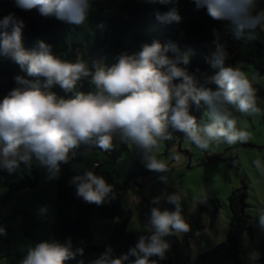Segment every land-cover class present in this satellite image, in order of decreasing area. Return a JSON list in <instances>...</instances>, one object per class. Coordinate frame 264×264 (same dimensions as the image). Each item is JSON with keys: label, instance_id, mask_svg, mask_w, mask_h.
<instances>
[{"label": "clouds", "instance_id": "clouds-1", "mask_svg": "<svg viewBox=\"0 0 264 264\" xmlns=\"http://www.w3.org/2000/svg\"><path fill=\"white\" fill-rule=\"evenodd\" d=\"M24 10L38 9L42 16H55L61 21L81 24L87 18L91 0H15ZM161 5L177 0H146ZM197 9L204 8L209 17L226 22L239 38L258 26L264 30V9L257 11V0H194ZM161 23H180L176 7L156 12ZM24 22L9 13L0 19V55L11 58L27 76L15 77L18 87L0 101V164L12 170L20 162L31 164L33 157L46 164L53 177L61 163H68L69 153L80 144L98 146L104 151L113 147V138L131 145L146 168L161 173V181L168 182L165 161L156 152L161 142L173 139L169 127L182 132L196 148L207 151L213 145H235L246 142L250 133L237 127L233 109L243 115H259L256 90L240 66H226L228 53L216 43L208 62L218 71L206 78L213 87L197 88L194 78L182 63H189V55L181 53L175 44L162 45L154 41L145 44L136 54L122 53L118 62L105 67L96 65L94 71L86 62L75 63L54 56L51 46L39 42L37 48L22 46ZM175 54L170 58L167 53ZM90 78L95 90L77 91V83ZM176 81H179L177 83ZM59 86L69 98L59 96L53 88ZM207 106L206 120L197 122L190 114L191 103ZM179 161L180 156L174 155ZM257 171L264 174V162L255 160ZM71 183L76 195L85 202L103 205L114 199L113 186L103 176L85 171ZM174 205V210L152 207L148 218L147 235H141L129 253L120 257L105 250L91 264H125L135 256L132 264H158L166 258L170 248L165 239L170 235L187 233L190 228L182 215V197L176 191L153 199ZM41 208V214L46 212ZM258 225L264 230V208L258 211ZM0 234L4 229L0 228ZM83 255V249L73 250L67 244L42 241L30 247L21 264H65ZM156 257L157 259H152ZM82 264V262H81Z\"/></svg>", "mask_w": 264, "mask_h": 264}, {"label": "trees", "instance_id": "trees-1", "mask_svg": "<svg viewBox=\"0 0 264 264\" xmlns=\"http://www.w3.org/2000/svg\"><path fill=\"white\" fill-rule=\"evenodd\" d=\"M91 8L85 21L72 24L57 19L55 16H42L38 9L24 10L16 5L15 0H0V19L9 13H14L24 22L22 46L26 50L38 47L39 42L51 46L54 56L75 63L83 60L94 71L96 65L111 67L118 62L122 53L136 54L145 44L159 41L162 45L175 44L181 53L189 55L187 65L180 64L193 76L197 88L207 87L206 72L211 68L208 58L210 53L204 43L214 45L219 43L226 49L234 61L248 63L254 66L258 76H264V30L257 27L251 34L245 32L237 37L227 26L226 22L209 17L206 9H197L194 0H177L175 4L161 5L148 3L146 0H91ZM176 7L182 20L180 23H161L155 13L166 12ZM264 9V0H257V11ZM167 55L174 58L169 51ZM22 76L29 80L35 77L27 76L11 58L0 55V101L8 93L18 87L15 77ZM179 83V81H176ZM256 90L257 106L264 115V90L253 85ZM77 91H94L90 78L77 83ZM59 96L69 98L73 93H65L59 86L53 88ZM207 106L201 102L199 106L191 103L190 114L197 122L203 119ZM173 139L167 140L169 149L184 140V134L169 127ZM93 150H102L112 162H117L126 151L129 144L122 142L119 137L113 138V147L104 151L98 146L80 144L69 153L70 160L77 154ZM69 160V161H70ZM68 163H61L59 172ZM50 171L49 167L33 157L31 164L19 163V166L9 170L0 164V180L12 191L35 190L41 186V175ZM154 171L148 170L139 161L133 164L128 172L126 182L121 185L112 178H105L113 186L115 198H109L103 205L97 206L85 202L76 195V188L71 179L64 178L57 185V196L54 201L56 220L53 226V242L67 244L71 241L73 250L83 249V255L66 261L65 264H91L106 249L111 248L114 257L129 253L141 235H147L146 230H130L134 211L128 203V189L133 181L145 177ZM142 188V187H141ZM247 186L234 190L229 196L231 222L227 237L212 248L199 252L194 256L192 241L203 231L204 212L206 208L199 205L194 210L187 223L190 230L179 235H170L165 239L170 248L164 260L158 264H254L243 251L242 237L252 234L251 217L247 213ZM143 192V190H142ZM25 216L24 227L28 230L32 220L28 212ZM95 214L114 220V228L103 244H95L92 232V218ZM218 211L212 213L210 228L215 229ZM135 256H129L125 264H132ZM152 259H157L153 257ZM259 264H264V243L259 258Z\"/></svg>", "mask_w": 264, "mask_h": 264}, {"label": "rangeland", "instance_id": "rangeland-1", "mask_svg": "<svg viewBox=\"0 0 264 264\" xmlns=\"http://www.w3.org/2000/svg\"><path fill=\"white\" fill-rule=\"evenodd\" d=\"M204 45L210 54L215 50L216 45L212 43L205 42ZM226 66H240L252 85L264 90V76H258L253 65L234 61L233 57L228 55ZM217 71L218 69L211 67L206 72L205 78L214 75ZM207 87L215 88L208 83ZM206 111L203 115L205 120ZM233 115L237 120V127L250 133L246 142H238L235 145H213L207 151L196 148L185 138L171 149L167 147L165 141L161 142L156 155L168 166L169 171L166 173L168 182L161 181L162 174L154 171L130 183L128 193L131 198L130 206L134 211L130 230L147 229L152 207L174 210L175 206L165 200H162L159 205L153 204L152 201L157 196L178 191L182 197V215L186 221L200 204L206 208L204 212L206 227L196 235L191 245L195 256L227 237L231 222L229 196L234 190L242 189L246 185L247 213L251 217L253 230L252 234H244L242 237L243 251L254 264H259L264 243V230L258 225V211L264 208V174L256 170L253 162L255 160L264 162V115L262 111L259 115H243L234 109ZM174 155H179L180 160H175ZM75 156H82L84 159L83 165L79 163L76 175H81V171L84 173L90 170L96 175L110 177L121 185L126 182L128 172L135 162L144 164L131 145L115 163L102 150H93ZM107 160L108 163H105ZM94 161L99 162V170H95ZM68 164L55 177L50 171H44L42 175L45 178L43 180L41 178L42 185L35 190L23 189L12 192L0 180V228L4 229V234H0V264H21L30 247L42 241L53 242V226L57 215L54 205L57 185L64 178L72 180L76 176L71 160ZM66 172H70L72 178L65 177ZM135 186L144 188V197L147 200L142 198L139 204H134L131 195L134 191H138ZM41 208H46V212L41 214L39 211ZM215 210L218 211L217 224L215 229H211V216ZM23 211L28 212L31 217L30 230L24 227ZM113 228L114 220L95 214L92 218L95 244H103Z\"/></svg>", "mask_w": 264, "mask_h": 264}, {"label": "crops", "instance_id": "crops-1", "mask_svg": "<svg viewBox=\"0 0 264 264\" xmlns=\"http://www.w3.org/2000/svg\"><path fill=\"white\" fill-rule=\"evenodd\" d=\"M89 156V155H88ZM83 157L82 156H75L73 159H71V162H72V167H73V170L75 171V175H76V172L78 173V170H77V168H78V165H79V163H80V165H83L84 164V159H82ZM108 159V158H107ZM105 160H106V158H105ZM104 160V161H105ZM110 162V161H109ZM82 163V164H81ZM97 163H99V162H97V161H94V164H93V166L95 167V170H99V168H100V165L98 166V167H96L95 165L97 164ZM105 163H108V160L105 162ZM111 163V162H110ZM70 164V163H69ZM69 164H68V166H69ZM82 167V166H81ZM82 169V168H81ZM69 170V169H68ZM99 173H101V172H99ZM43 174V173H42ZM83 173H82V171H81V175H82ZM65 177H70V178H72V176H71V174H70V172H66V175H65ZM41 178H42V180L45 178V177H43V175H41ZM105 178V177H104ZM41 185H42V182H41ZM142 187V186H141ZM147 189V188H146ZM143 191H144V188H143ZM131 197H133V200H134V204H139L140 203V200L142 199V198H144V200H147L146 199V197H144V192H142L141 194L138 192V191H134L133 193H132V195H131ZM128 203H129V205H130V194L128 193ZM132 202V201H131ZM143 208H145V207H143ZM112 231V230H111ZM111 231L109 232V234L111 233ZM109 234H108V236H109ZM108 236H107V238H108ZM179 236H182V234L180 235L179 234ZM106 238V239H107Z\"/></svg>", "mask_w": 264, "mask_h": 264}, {"label": "built area", "instance_id": "built-area-1", "mask_svg": "<svg viewBox=\"0 0 264 264\" xmlns=\"http://www.w3.org/2000/svg\"><path fill=\"white\" fill-rule=\"evenodd\" d=\"M95 166L98 167L99 166V163H97ZM135 189L138 190V191H140V192H142V190H143V188L138 187V186H135Z\"/></svg>", "mask_w": 264, "mask_h": 264}]
</instances>
